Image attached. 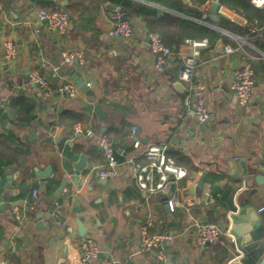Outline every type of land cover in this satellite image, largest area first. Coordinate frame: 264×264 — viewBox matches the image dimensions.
<instances>
[{
	"label": "crops",
	"instance_id": "0c3cea01",
	"mask_svg": "<svg viewBox=\"0 0 264 264\" xmlns=\"http://www.w3.org/2000/svg\"><path fill=\"white\" fill-rule=\"evenodd\" d=\"M54 1L68 12L71 25L65 34L34 17L41 8L39 0H0V136L7 140L14 134L23 147L30 148L28 162L8 163L1 174L0 264H77L78 243L83 237L78 233L77 219L86 227L84 236L95 239L102 253L92 264L106 260L126 264H224L229 257L227 251L233 252L229 247L234 225L231 217L237 215L241 217L238 224H247L264 202V184L244 186L227 172L232 158L244 159L247 169L262 165L264 175V48L220 29L208 17L196 19L222 30L236 43L243 40L244 49L254 52L251 62L255 73L251 101L247 106L239 105L230 85L231 71L240 64L241 57L226 54L221 41L200 49L194 78L204 83L205 103L213 112L210 121L200 124L188 98V86L177 79L183 57L192 50L189 44L180 43L158 72L145 38V21L133 18L129 36H112L113 0ZM210 5L204 7L205 13ZM226 10L231 21L244 25L241 15ZM6 37L12 38L17 47L10 63L4 60L2 41ZM74 49L81 51L84 63L62 65V52ZM54 67L59 73L51 78ZM71 67L89 83L94 103L101 104L106 114L103 119H96L85 109L87 95L79 87L72 97L55 92L44 96L39 85L29 79V73L37 71L50 78L55 87L65 80L72 81ZM20 96L34 102L35 118L29 126L21 127L22 121L15 114L1 118L6 103ZM67 113L76 114L79 121L72 124L65 118ZM77 123L91 125L115 144L121 160L114 178L97 175V167L103 163L102 150L96 138L73 131ZM135 136L141 144L168 143L173 156L169 155L188 172L180 183L181 194L197 185L191 183L194 176L200 179L205 172L202 191L188 192L201 198L200 203L171 211L160 195H143L129 160L138 152L133 146ZM81 154L86 155L89 168L76 166ZM8 165L9 173L5 171ZM46 167L50 168L49 174L42 175ZM233 172L240 174L238 163ZM211 176L219 178L216 184L220 188L227 185L234 189L229 204L212 197ZM59 187L62 189L58 191ZM34 188L38 189L39 203L31 209ZM21 191L26 193L24 197H18ZM206 192L213 198L209 203L202 201ZM14 205L19 207V217L12 210ZM147 215L152 218V232L171 234L162 243L168 254L164 261L158 260L153 251L138 252L139 225ZM194 220L218 224L223 231L221 242L199 250L193 236Z\"/></svg>",
	"mask_w": 264,
	"mask_h": 264
},
{
	"label": "built area",
	"instance_id": "2783aa9c",
	"mask_svg": "<svg viewBox=\"0 0 264 264\" xmlns=\"http://www.w3.org/2000/svg\"><path fill=\"white\" fill-rule=\"evenodd\" d=\"M250 3L258 8H264V0H249ZM218 14L231 20L232 18L227 13L226 8L219 4L217 8ZM34 17L43 20L53 30L60 34H65L70 28V18L68 12L63 8L54 10H37ZM110 17L114 22V26L110 30L112 36H129L133 31V22L128 16L127 12L120 4H113ZM246 24V20H244ZM145 38L148 43L149 50L155 61V69L161 72L166 65L167 58L176 49L166 45L158 32L146 31ZM241 40V39H239ZM244 41L237 42L236 47L224 45L223 50L226 54L237 53L241 57L240 64L233 72L230 89L232 90L236 101L239 105L247 106L252 98L253 83H254V69L251 62L253 54L244 49ZM184 43L191 46L190 53L185 55L177 70L178 81L188 86V98L193 103V113L195 119L200 124H205L213 117V112L206 106L205 103V85L202 81L194 78V71L199 55V50L209 46L206 39L195 40L185 39ZM4 51V60L7 63L12 62L17 54V47L12 38L6 37L2 41ZM76 61L79 66L84 63L81 51L74 49L71 51L62 52V65L73 64ZM58 67H54L50 73V77L54 78L58 75ZM29 79L35 82L41 88L44 96H50L53 92L59 96L72 97L78 91V86L71 80L60 82L55 87L50 78L40 75L37 71L29 73ZM89 85V83H88ZM186 99V104L189 102ZM135 128H132L134 133ZM75 133L82 134L88 138H96L97 143L102 150L103 163L97 167V175L103 179H112L117 175V168L119 161L116 157L114 145L107 139V137L96 131L91 125L77 123L73 126ZM134 148L138 152L130 157V162L133 166V178L139 190L145 196L149 195H168L166 204L169 210L173 211L177 207L189 208L193 204H198L201 198L194 194H181L180 183L186 179L187 170L179 165L174 157L169 155V145L166 142H154L141 144L139 139H134ZM1 179V175H0ZM199 176L196 175L191 179V183H197ZM173 188V190H172ZM31 200L29 207L36 208L39 203L38 189L34 188L31 192ZM213 198L206 192L202 201L209 203ZM13 212L19 217V207L14 205ZM257 211H264V202L257 208ZM67 231L71 228L66 226ZM152 218L147 215L139 225V245L138 252L153 251L157 259L164 261L168 254L162 246V243L171 238L170 233L152 232ZM193 236L195 244L199 250L205 249L208 245L214 246L221 242L223 231L220 226L214 222L194 220L193 222ZM80 254L77 264H92L97 259L100 252L98 243L89 236L80 238L79 243ZM239 255H236L231 260L224 264H230L231 261L238 260ZM13 264V263H9ZM72 264V263H66ZM102 264H126L125 262L117 263L116 261L106 260Z\"/></svg>",
	"mask_w": 264,
	"mask_h": 264
},
{
	"label": "trees",
	"instance_id": "16d2710c",
	"mask_svg": "<svg viewBox=\"0 0 264 264\" xmlns=\"http://www.w3.org/2000/svg\"><path fill=\"white\" fill-rule=\"evenodd\" d=\"M144 1L158 4L171 11L188 16L189 18L176 15L169 10H161L153 5L145 3ZM144 1L113 0V2H115L114 4H120L123 7L131 20H133V18H139L145 21L148 26L147 30L158 32L162 41L171 48L176 49L185 39H206L209 46H213L218 41L232 47H236L237 45L234 40L222 31L197 21L202 19V16L205 13L204 7L206 8L208 4L214 0H188V2L186 0ZM217 1L224 7L241 15L246 20V24L240 25L226 17L220 16V19L216 22V26L220 29H225L236 35L248 38L253 45L264 48V8L253 6L249 0ZM39 2L41 3V8L39 10L50 11L58 9L54 0H39ZM247 51L252 52L249 48H247ZM33 111L34 102L31 99L24 96L13 97L8 103H6L1 118H6L9 114H15L18 116L17 118L22 121L21 127L25 125L29 126L31 121L35 118ZM65 118L70 120L72 124L79 121L74 113H67ZM62 119L63 116L61 120ZM113 145L115 146L114 143ZM169 154L173 156L171 152ZM29 155L30 148L27 146L23 147L16 135H10V138L7 140L0 136V175L6 164L12 162H28ZM116 157L118 161L121 160V157L118 156V154H116ZM177 163L179 164V162ZM218 179L219 178L215 176L209 178L211 195L214 200H217L220 203L226 201L228 202L227 204H229L231 202L230 195L233 193L234 189L227 185L220 188L216 184ZM50 186H52V183L48 184L47 190H49ZM25 195L26 193L21 191L18 197H24Z\"/></svg>",
	"mask_w": 264,
	"mask_h": 264
},
{
	"label": "water",
	"instance_id": "95a60500",
	"mask_svg": "<svg viewBox=\"0 0 264 264\" xmlns=\"http://www.w3.org/2000/svg\"><path fill=\"white\" fill-rule=\"evenodd\" d=\"M218 6V1H212L208 12L203 14L202 18L205 19L208 17L213 22H217L220 19V16L217 13ZM219 48H221V46H219ZM74 63L76 64L77 62L74 61ZM231 73H233V71H231ZM69 74L71 75L72 81L79 87L82 92L86 93L87 95V103L85 105V109L89 113L94 114V117L96 119H103L106 114L102 109L101 104L94 103L95 98L93 96L92 89L88 85V82L85 81L80 74L74 73V67H71ZM134 139H136V136L134 137ZM85 158V154H81L79 156V161L76 165L78 168H81L83 165H85L87 168L90 167L89 165H86ZM236 163H238L240 167V174L233 172L234 165ZM228 164L229 168L227 169V172L235 178L240 179L242 181V185L247 186L248 184L249 186V184L251 183H254L255 185L264 184V175L261 174L263 170L262 165H258L255 169H247L244 159L233 160L232 158L228 160ZM8 168L9 165L7 169H5L7 173H9ZM49 170L50 168L46 167V169L42 171V175H48ZM76 173H78V171H76ZM204 178L205 172H202L200 179L197 182V185L194 188L188 187L185 193L187 194L188 192L192 191L201 192ZM11 182V175L8 174L7 184L10 185ZM61 183L62 185H64V181H62ZM61 189L62 187H59L58 191ZM168 196H170V194L160 195L164 203H166ZM255 213V218H251L250 222L247 224H238V221H240L239 219L241 217L239 218L237 215H233L231 217L232 221L234 222V225L232 226V229L230 231L232 238L229 241V247L233 250V252L229 254V251H227L229 255L228 260H231L236 255H239L240 257L238 260L231 261L230 264H264V211H257ZM76 223L79 235L84 236L86 233V227L82 224L79 219L76 220ZM101 256L102 253H99V257Z\"/></svg>",
	"mask_w": 264,
	"mask_h": 264
}]
</instances>
